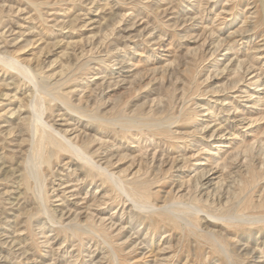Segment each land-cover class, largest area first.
I'll return each mask as SVG.
<instances>
[{"label":"rangeland","instance_id":"1","mask_svg":"<svg viewBox=\"0 0 264 264\" xmlns=\"http://www.w3.org/2000/svg\"><path fill=\"white\" fill-rule=\"evenodd\" d=\"M0 264H264V0H0Z\"/></svg>","mask_w":264,"mask_h":264},{"label":"bare ground","instance_id":"2","mask_svg":"<svg viewBox=\"0 0 264 264\" xmlns=\"http://www.w3.org/2000/svg\"><path fill=\"white\" fill-rule=\"evenodd\" d=\"M258 75V74H257ZM46 81V80H45ZM41 86H43V85H41ZM170 127V126H169ZM56 131V130H55ZM60 135V134H59ZM142 136V135H141ZM81 151V150H80ZM81 158H83V157H81ZM85 158V157H84ZM88 158H89V156H88ZM88 158H85V159H88ZM84 159V160H85ZM92 159V158H91ZM98 165V164H97ZM109 175H111L110 173H109ZM110 177V176H109ZM205 177V176H204ZM104 183V182H103ZM117 187V186H116ZM36 188V187H35ZM219 190V189H218ZM138 192V190H135V194ZM127 193H128V191H127ZM37 194V193H36ZM129 195H130V193H129ZM128 195V196H129ZM141 195V194H140ZM199 195V194H198ZM131 196V195H130ZM106 198V197H105ZM44 207V206H43ZM166 208V207H165ZM46 209V208H45ZM196 209V208H195ZM45 213H46V210L44 211ZM206 214V213H205ZM254 221V220H253ZM116 222V221H115Z\"/></svg>","mask_w":264,"mask_h":264}]
</instances>
